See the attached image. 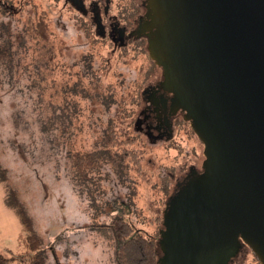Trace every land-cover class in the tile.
<instances>
[{"label":"rangeland","instance_id":"rangeland-1","mask_svg":"<svg viewBox=\"0 0 264 264\" xmlns=\"http://www.w3.org/2000/svg\"><path fill=\"white\" fill-rule=\"evenodd\" d=\"M8 1L18 12L0 17L5 38L0 43H10L8 56L0 61V164L43 237L46 264H116L111 234L99 230L115 215L104 201L113 195L132 200L133 220L157 238L160 225L155 220L160 217L161 222L166 198L185 177L175 173L172 146L163 140L149 141L131 123L130 113L139 111L132 106L138 84L155 65L147 50L146 55L130 52L125 58L128 73L116 80L103 64L95 65L106 49L103 42L84 34L77 23L72 39L53 27L60 0ZM39 19L46 23L45 40L34 33ZM84 55L91 59L90 73L82 68ZM122 101L128 105L110 106ZM109 123L116 137L112 151L127 150L137 159L126 158L125 182L112 190L104 181H100L102 187L94 182L96 171L89 173V182L79 180L72 163L76 153L102 147ZM180 129L177 136L185 139L189 149L197 150L198 164L202 163L201 142L187 123H181ZM163 180L168 184L166 192ZM126 187L132 189L133 197H127ZM4 194L0 182V252L5 250L10 264H23L28 255L16 242L21 224L4 204ZM102 209L108 214H101ZM254 263L252 258L240 262Z\"/></svg>","mask_w":264,"mask_h":264},{"label":"water","instance_id":"water-1","mask_svg":"<svg viewBox=\"0 0 264 264\" xmlns=\"http://www.w3.org/2000/svg\"><path fill=\"white\" fill-rule=\"evenodd\" d=\"M161 108L202 144L161 210L156 264H264V0H146Z\"/></svg>","mask_w":264,"mask_h":264},{"label":"flooded vegetation","instance_id":"flooded-vegetation-1","mask_svg":"<svg viewBox=\"0 0 264 264\" xmlns=\"http://www.w3.org/2000/svg\"><path fill=\"white\" fill-rule=\"evenodd\" d=\"M145 1L60 0L56 12L57 19L53 17L54 20H52L55 24H53V27L59 31L62 37L72 39L77 35L74 29V23H77L84 34L91 35L94 40L103 42L106 49L101 53L100 62H95V65L97 66V63L103 64L106 73L116 75V80H118L119 76L122 77L125 73H128L125 58L130 52L146 55L147 41L139 25L140 18L145 13ZM82 59H85L82 62V68L86 70L89 68L88 73L92 72L91 59L86 55ZM145 74L146 79L143 83L138 84L136 102L132 104L135 109L139 108V111L130 113L133 129L137 133L145 134L149 141L163 140L173 147L171 149L174 153L171 155L175 159V168L178 169L176 171L174 168L175 173L179 172L186 176L189 172H197L200 170L201 165V162L198 164L200 157L198 158L197 150L189 149L185 139L177 136V132L182 131L180 129L181 123L184 124L185 122L179 119V114L172 115L168 109L162 110L161 108L162 97L164 99L166 94L162 95L161 89L158 88L162 80L160 69L155 65L151 70H147ZM127 105L122 101L113 103L110 106L120 109V106ZM196 146L199 148L201 145L196 141ZM117 199L123 204V209L130 210V212L127 210L123 212L122 217L129 221L133 234H141L149 241L155 242L156 264L157 259L161 256L157 245L158 238L149 233L143 224L133 220L132 215H136L135 208H132L134 206L127 207L126 200L124 201L120 197ZM250 258L254 260V264H259L251 250L246 245H242L237 257L231 264H240V262L242 263Z\"/></svg>","mask_w":264,"mask_h":264},{"label":"trees","instance_id":"trees-1","mask_svg":"<svg viewBox=\"0 0 264 264\" xmlns=\"http://www.w3.org/2000/svg\"><path fill=\"white\" fill-rule=\"evenodd\" d=\"M17 12L18 8L14 7L10 1L0 0V17L12 15ZM1 24H3V21H1ZM3 32L4 31L0 33V40L5 39L2 34ZM34 33L42 40L47 38V27L43 19H39L35 24ZM9 46L10 43L8 42L3 44L0 43V61H4V57L8 56L10 51ZM107 127L106 134L103 137L102 147L92 153H76L72 163L76 174L79 176V180L89 182L91 180L89 178V173L96 171L98 177L97 181L94 182H98L100 187H102L100 181H104L108 183L109 190H112L113 187L116 189L117 186H121V182H125V176L129 169L126 158L128 156L133 157L134 155L127 150H124L122 153L112 151L111 146L116 140L115 132L111 123H109ZM133 160L135 162L137 161L135 157H133ZM0 182L5 188L3 198L4 204L16 214L21 224V231L18 234L17 241L18 245H20L23 251L28 255V261L23 264H46L43 237L38 233L24 204L19 200L16 190L9 184L6 170L1 164ZM167 186L168 184L163 180L162 189L164 192L167 191ZM126 189L131 191L128 190L129 194L127 197H133L134 194L132 189L130 187H126ZM103 190V196H105L106 191L104 188ZM126 201L127 207L133 206L132 200L128 199ZM104 203L110 205V210H108L110 214H116L111 215L113 217L109 224L100 225L99 230L109 231L111 234L114 242L116 264H155V242L152 240L149 241L148 238L141 234H133L129 221L122 217L123 212L126 210L130 212V210L123 209V204L119 199L114 197V195L108 200H105ZM102 210L101 214H108L106 210ZM157 218L158 219L155 221L158 222L157 225L161 227V224H159L160 217ZM11 260L10 257L0 252V264H10Z\"/></svg>","mask_w":264,"mask_h":264},{"label":"crops","instance_id":"crops-1","mask_svg":"<svg viewBox=\"0 0 264 264\" xmlns=\"http://www.w3.org/2000/svg\"><path fill=\"white\" fill-rule=\"evenodd\" d=\"M18 234H19V233H18ZM18 234L16 235V242H17ZM6 248H7V247H6ZM2 253H5V250L2 251Z\"/></svg>","mask_w":264,"mask_h":264}]
</instances>
